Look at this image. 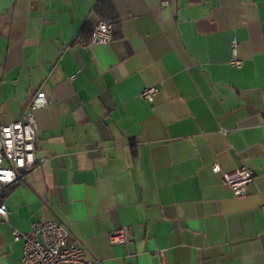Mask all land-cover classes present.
<instances>
[{
  "label": "crops",
  "instance_id": "0c3cea01",
  "mask_svg": "<svg viewBox=\"0 0 264 264\" xmlns=\"http://www.w3.org/2000/svg\"><path fill=\"white\" fill-rule=\"evenodd\" d=\"M98 1L0 0V122L48 99L45 160L2 192L0 264H22L12 227L48 219L98 264H264V0H110L112 40L87 44Z\"/></svg>",
  "mask_w": 264,
  "mask_h": 264
},
{
  "label": "built area",
  "instance_id": "2783aa9c",
  "mask_svg": "<svg viewBox=\"0 0 264 264\" xmlns=\"http://www.w3.org/2000/svg\"><path fill=\"white\" fill-rule=\"evenodd\" d=\"M166 0H161L165 5ZM113 34L110 23L105 20L97 21L92 29L87 44H103L112 40ZM80 43L77 42L76 45ZM228 64L240 67L242 60L237 54V40L231 41ZM71 75L69 78H73ZM158 87H144L140 96L151 102ZM48 99L42 91H36L24 106L19 117L10 123L0 122V218L7 221V209L2 199V192L15 183L18 177L36 165L44 162L45 158L35 155V140L37 125L34 111L45 107ZM212 170H219L214 164ZM223 181L235 196L246 193L247 187L254 180L253 171L246 165H241L231 172L223 173ZM264 212V204L260 206ZM12 237L22 242V264H98L99 261L88 259L84 247L69 239V231L65 224L58 219L34 221L27 231H19L12 227ZM112 244L129 242L130 228L121 226L108 233Z\"/></svg>",
  "mask_w": 264,
  "mask_h": 264
},
{
  "label": "trees",
  "instance_id": "16d2710c",
  "mask_svg": "<svg viewBox=\"0 0 264 264\" xmlns=\"http://www.w3.org/2000/svg\"><path fill=\"white\" fill-rule=\"evenodd\" d=\"M94 10L100 18H103L107 22L115 19V11H114V8L110 0H99ZM91 32H90V35H91ZM90 35H89V38H90Z\"/></svg>",
  "mask_w": 264,
  "mask_h": 264
}]
</instances>
